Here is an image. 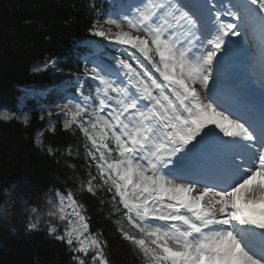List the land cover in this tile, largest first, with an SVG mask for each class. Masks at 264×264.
<instances>
[{
    "label": "snow or ice",
    "instance_id": "obj_1",
    "mask_svg": "<svg viewBox=\"0 0 264 264\" xmlns=\"http://www.w3.org/2000/svg\"><path fill=\"white\" fill-rule=\"evenodd\" d=\"M214 7L139 0L92 21L89 34L117 55L85 58L81 75L96 83L85 88L78 78V96L57 105L55 119L47 113L34 136L38 149L74 171L70 159L82 156L86 179L49 189L42 205L26 208V233L43 224L73 253L72 264H111L107 241L90 231L76 198L86 192L110 206L108 218L140 264H264V108L257 127L247 93L223 96L210 86L234 47L249 54L251 37L249 78L264 90V0L230 3L213 19ZM61 117L64 131L82 134L83 153L46 142ZM13 120L27 127L31 117L0 112V121Z\"/></svg>",
    "mask_w": 264,
    "mask_h": 264
},
{
    "label": "trees",
    "instance_id": "obj_2",
    "mask_svg": "<svg viewBox=\"0 0 264 264\" xmlns=\"http://www.w3.org/2000/svg\"><path fill=\"white\" fill-rule=\"evenodd\" d=\"M118 2L123 0H0V112L5 109L31 117L27 127L17 120L0 121V208L7 207L9 212L7 216L0 215V264H72L71 253L61 241L48 235L43 225L31 234L25 232L29 215L25 209L42 205L49 189H75L76 177L86 179L85 161L82 156L71 158L69 162L77 165L74 171L63 159L57 157L58 163L38 149L34 136L46 128L47 113L52 112L55 119L57 107L34 106L29 100L18 110L16 96L19 86H52L46 100L57 98L58 105H62L65 95L76 92L70 86L74 76L84 80L85 88H91L89 78L81 75L85 67L83 56L94 49L114 56L117 53L112 45L91 36L87 29L94 19L103 20L107 14H114ZM44 59L55 61L46 70L31 71ZM61 84H67V88L59 89ZM62 119L55 134L45 132L46 142L61 149L69 144L79 145L83 153L82 134L64 131ZM76 198L87 209L90 231H99L107 241L111 264H140L108 218L110 206L100 204L97 197L86 192L77 193Z\"/></svg>",
    "mask_w": 264,
    "mask_h": 264
},
{
    "label": "rangeland",
    "instance_id": "obj_3",
    "mask_svg": "<svg viewBox=\"0 0 264 264\" xmlns=\"http://www.w3.org/2000/svg\"><path fill=\"white\" fill-rule=\"evenodd\" d=\"M209 1L212 4H214V5L216 4L219 7H220V4L222 2V0H209ZM233 1L234 2L236 1L235 2L236 4L246 2V0H233ZM138 2H139V0H125V3L123 5H118V8L116 9V11L114 12L113 15L115 16L116 14L125 11L128 8L129 5H132V4H135V3H138ZM226 20H230V19H226ZM104 27L105 28H111L112 31H116L114 26H110V25H106L105 24ZM249 42H250V40H249ZM249 45H251V44H249ZM256 51H257V49L255 47L249 46V49H248V53L249 54L248 55H250L251 53H254ZM97 56H99V55H87L86 58L91 59V58H94V57H97ZM250 59H251V55H250ZM45 65H47V67H48L50 65V62L49 61L42 62V63L38 64L37 66H35L34 69L37 70V71L43 70V69L46 68ZM248 67L252 71L250 63L248 64ZM45 94H46L45 90H40V89H36V88H21L20 94L17 97V108L20 109L24 104H26L28 102L29 99H33L32 100L33 105L46 103L45 101H43V98H44ZM66 102H67V100H66ZM3 112H5V111H3ZM7 112H9V111H7ZM18 116H21V115H18ZM60 231H62V228L60 229ZM63 244H64L65 248L67 249V251H69L67 246H66V244L65 243H63ZM71 254L73 255L72 252H71Z\"/></svg>",
    "mask_w": 264,
    "mask_h": 264
},
{
    "label": "bare ground",
    "instance_id": "obj_4",
    "mask_svg": "<svg viewBox=\"0 0 264 264\" xmlns=\"http://www.w3.org/2000/svg\"><path fill=\"white\" fill-rule=\"evenodd\" d=\"M196 2H199V3H206L205 2V0H196ZM208 5H209V3H207ZM213 19H214V17H213ZM258 36V35H257ZM251 38V37H250ZM236 39V38H235ZM253 41L250 39V43L251 44H253L252 43ZM256 43H258L259 42V36L256 38V41H255ZM249 43V44H250ZM249 46H251V45H249ZM228 55H230V57H231V60H232V64L229 66V70L230 71H232L233 70V68L234 67H236V66H241L242 68H243V70L245 69L244 68V66H243V64H242V59H244V52H243V50L241 49V48H239V47H234L232 50H231V52L228 54ZM240 58V59H237V58ZM246 59L248 58V56L246 55V57H245ZM247 62H250V59L248 58L247 59ZM249 64V63H248ZM256 69L259 71V65L257 64L256 65ZM250 72L248 71V74H249Z\"/></svg>",
    "mask_w": 264,
    "mask_h": 264
}]
</instances>
